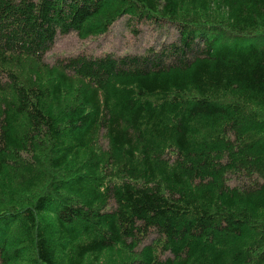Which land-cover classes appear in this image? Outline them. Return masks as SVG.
<instances>
[{
	"label": "trees",
	"instance_id": "trees-1",
	"mask_svg": "<svg viewBox=\"0 0 264 264\" xmlns=\"http://www.w3.org/2000/svg\"><path fill=\"white\" fill-rule=\"evenodd\" d=\"M0 264H264V0H0Z\"/></svg>",
	"mask_w": 264,
	"mask_h": 264
},
{
	"label": "rangeland",
	"instance_id": "rangeland-1",
	"mask_svg": "<svg viewBox=\"0 0 264 264\" xmlns=\"http://www.w3.org/2000/svg\"><path fill=\"white\" fill-rule=\"evenodd\" d=\"M140 32H138L136 37L131 35L124 24V18H121L112 26L105 37L97 40L82 42L74 33L58 36L55 39L52 51L47 55L46 59L51 61L56 55L74 53L83 47L89 51L112 50L115 54H123L129 51L139 52L151 41H155V36L157 35V33L149 35L147 29L142 30V33Z\"/></svg>",
	"mask_w": 264,
	"mask_h": 264
}]
</instances>
